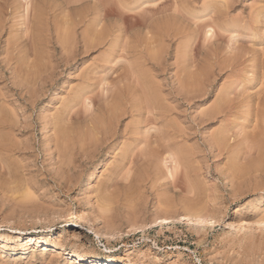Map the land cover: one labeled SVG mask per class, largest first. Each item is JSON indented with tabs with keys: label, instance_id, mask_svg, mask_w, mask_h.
Instances as JSON below:
<instances>
[{
	"label": "rangeland",
	"instance_id": "rangeland-1",
	"mask_svg": "<svg viewBox=\"0 0 264 264\" xmlns=\"http://www.w3.org/2000/svg\"><path fill=\"white\" fill-rule=\"evenodd\" d=\"M26 2L31 5L34 2V9L38 11L41 7V10L32 13L29 9L27 13L24 11ZM106 12L110 14L106 15ZM122 13L123 16L145 17L149 28L135 27L125 33L113 34L120 21L127 26V20H121ZM161 19L168 27L175 28L167 32L170 36L163 32L168 30L164 28L160 31L165 36L163 39L157 36L156 41L154 38L150 41L152 33L149 29L153 37L154 33L158 35L160 27L158 31L154 28L159 21L160 26L165 24ZM0 20V91L3 95H0V102L8 103H5L8 106L3 103L5 107L0 108V113L4 114H0V122L5 117L10 118L5 120L6 126L0 124V264H70L73 254H84L85 260L81 264H264V225L260 228L255 223V217L264 213V171L250 175V180L246 177L241 180L232 177L231 180L232 175L229 176L233 174L231 166L245 170L242 168L264 162V0H0ZM94 21L99 25H94ZM172 21L176 22L175 26H169ZM103 30L104 36L106 31L109 35L112 30L108 39L103 40ZM146 30L149 39H146ZM86 32L95 45L102 38V43L97 47L92 43L94 47L88 52L83 51L82 36ZM68 36L71 40H67ZM63 40L71 44L73 50L67 43L66 47ZM138 49L139 52L135 51ZM64 50L71 57L66 52L67 57ZM130 64L132 67L137 64L131 75L134 78L138 69L137 77L134 81L131 78L125 81L123 75L128 77L133 71L127 72ZM18 68L22 72L17 73ZM138 78L139 85L146 82L141 86L146 90L142 96L148 94L147 87L153 86L157 96L163 99V105L171 106L172 112L168 107L167 118L172 126L164 120L162 124L157 123L159 126L153 123L142 129L134 127L138 113L131 114L129 109L132 108L131 112L138 110V101H147L139 94L143 90L136 84ZM122 89H127L128 94ZM116 91H120L121 96L123 93L122 99L128 102L126 105L122 101L124 109H128L126 115L120 117L119 123L114 122L117 135L97 146L83 141L88 147L80 148V140L85 139V135L86 140L90 139L89 129L94 130L92 122L100 115L95 120L92 116L104 111L105 118L108 117L106 109L115 99L112 97L111 100L110 96L120 94L113 93ZM104 93L110 96L106 97ZM104 96L110 98L106 100ZM64 102L71 105L67 107ZM219 103L224 112L217 117H206ZM89 108L92 110L88 113L92 115L85 117V109L87 112ZM61 112L67 115L66 118ZM52 117L58 118H55L56 122ZM91 117L93 125L89 123ZM144 117L150 119L152 113L145 111ZM9 120H14V124H8ZM88 125L91 127L87 128ZM78 128H82V132ZM134 128L138 131H133ZM61 129L67 132L65 136H72L71 139L75 133L72 131L76 130L81 136L84 134L79 140L80 136L75 133L74 138L78 136V141L72 140L71 154L65 150L70 154L65 157L58 154V145L55 146L57 135H62ZM9 133L11 137H8ZM215 136L225 143L215 142ZM176 147L181 148L187 158L182 168L176 167L178 171L170 159V153ZM227 166L231 169L227 170ZM127 171L129 178L124 177H127ZM177 173L183 176L180 178ZM124 178L127 181L124 182ZM177 178L180 181L183 178L182 182L187 186ZM137 179L141 182L136 190H132ZM182 186L186 188L183 190ZM188 189L202 192L200 197H206L209 202L203 212L202 208L194 207L198 214L196 218L183 211L182 205L187 200L198 197V194L192 196ZM130 193V196L138 197L132 201L126 199ZM28 198L31 200L26 202ZM164 201L168 202L165 205L167 211H164ZM173 207L178 209L170 211ZM238 207L250 212L246 214L249 220L242 225L234 221ZM223 214L228 215L226 221L221 217ZM153 218L163 220L146 233L137 228L142 223L152 222ZM94 220L99 222V230L112 235L129 222H135L137 227L133 235H129L134 244L122 249L120 241L107 242L97 237L92 230ZM248 227L255 229L254 233L260 239L256 237L258 240L254 241L255 235L252 239L243 235V228ZM60 233L64 235L63 239L58 238ZM30 237L44 238L55 244L63 240L64 247L61 250L37 247L30 243ZM4 243L6 247H3ZM127 254L131 256V262L122 259Z\"/></svg>",
	"mask_w": 264,
	"mask_h": 264
},
{
	"label": "bare ground",
	"instance_id": "bare-ground-1",
	"mask_svg": "<svg viewBox=\"0 0 264 264\" xmlns=\"http://www.w3.org/2000/svg\"><path fill=\"white\" fill-rule=\"evenodd\" d=\"M12 1V0H11ZM137 1V0H136ZM145 1H147V0H145ZM177 1V0H176ZM184 1V0H183ZM18 2V1H17ZM152 2H154V1H152ZM31 3H32V1H31ZM142 3V2H141ZM15 4V3H14ZM23 4V3H22ZM26 6H27V9H25L24 11H27V13H28V11H29V9L30 10H32V13L33 12H36L37 11V9L35 8L34 9V2H33V4L31 5L30 4V2L28 3V2H26ZM30 4V5H29ZM137 4H138V2H137ZM175 4V3H174ZM24 6V4L22 5V7ZM166 6V5H165ZM38 7H40L39 5H38ZM44 7V6H43ZM97 7H99V6H97ZM179 7V6H178ZM177 7V8H178ZM180 7H181V5H180ZM24 8V7H23ZM95 8V7H94ZM163 8H165V7H163ZM169 8V7H168ZM19 9V8H18ZM34 9V10H33ZM96 9H99V8H96ZM131 9V8H130ZM174 9V8H173ZM172 9V10H173ZM39 10H41V7L39 8ZM39 10L37 11V12H39ZM101 10V9H100ZM103 10V9H102ZM107 10V9H106ZM118 10V9H117ZM132 10H135L134 8L132 9ZM98 11V10H97ZM113 11V10H112ZM162 11V10H161ZM167 11V10H166ZM177 11L178 10H176V13H177ZM180 11V10H179ZM36 12V13H37ZM42 12V11H41ZM95 12H96V10H95ZM101 12V11H100ZM156 13H157V11H155ZM102 13V12H101ZM25 14V13H24ZM39 14H41V13H39ZM39 14H36V15H39ZM81 14V13H80ZM108 14H110V13H107L106 12V15H108ZM119 14V13H118ZM180 14V13H179ZM27 15V14H26ZM34 15V14H33ZM84 15V14H83ZM105 15V14H104ZM104 16V17H106L107 18V16ZM122 16H121V20H125V22H126V20H127V22H126V24H127V26L126 27H124V24H123V22H119V23H117L116 25H115V27H116V30L113 32V34H115V32H118V33H125L124 31H129V29H133V28H135V27H142V29L143 28H146L147 27V23H148V20L145 18V17H142V16H140L141 18H139V17H137V16H134V15H132V16H128V15H126L125 16V14H124V16H123V13L121 14ZM30 16V15H29ZM41 16V15H40ZM100 16V15H99ZM34 17H35V15H34ZM82 17V16H81ZM103 17V18H104ZM34 19V18H33ZM83 19V18H82ZM168 19V18H167ZM173 18H171L170 20H172ZM219 19H221V17L219 18ZM150 20V19H149ZM162 20V19H161ZM1 21V20H0ZM33 21V20H32ZM82 21V20H81ZM174 21H176L175 19H174ZM174 21H172V23L170 22L169 23V26L170 25H174V24H176V22H174ZM95 23H93L94 25L95 24H98L99 22H97V21H94ZM154 22V21H153ZM157 22V21H156ZM156 22L154 23L155 25H156ZM162 22H164L165 23V21L164 20H162ZM169 22V21H168ZM174 22V23H173ZM219 22V21H218ZM158 23V22H157ZM159 23H160V21H159ZM158 23V26L156 27V26H153V27H156V29L154 28V30H157L158 31V29H159V31L157 32V34L158 35H156L155 36V33H154V37H153V32H151L150 30H151V28L149 29V33L152 35L151 37L152 38H150V36H148V30H146L147 32H146V36H147V38L146 39H149L150 41H151V39L152 40H154V41H156L157 40V38H159V37H161V39H163L165 36H164V34L163 33H160V31H162L164 28L166 29V27L168 28V30L166 31L165 29V31H163V32H165V34H167V32L169 31V29H174L175 27H173L172 26V28H170V27H168V23H165V24H163L162 23V25L163 26H160L161 24H159ZM217 24V23H216ZM220 24H221V22H220ZM223 24V23H222ZM226 24H229V23H227V21H226ZM99 25V24H98ZM153 25V24H152ZM233 24H231V26H232ZM97 26V25H96ZM175 26V25H174ZM158 27H160V28H158ZM227 27H228V25H227ZM230 27V26H229ZM233 27V29H234V25L232 26ZM147 28H149V27H147ZM158 28V29H157ZM223 28V27H222ZM213 29V28H212ZM36 30V29H35ZM94 30H95V28L93 27V32H94ZM224 30H226V29H224ZM171 31V30H170ZM175 31V30H174ZM173 31V32H174ZM88 32V31H87ZM85 33L84 34V36H82L83 37V41H84V48L85 49H83V51L84 50H86V52H88L91 48L93 49V47L94 46H99L102 42H101V40H102V38H103V40L104 39H108V37L107 36H111V32H112V30H110V32H109V35H108V31H106L107 33V35L106 36H104L105 35V31L103 30L102 31V34H103V32H104V34L102 35V38H101V40L100 39H98L97 40V43H96V45L94 44L95 42H92L93 41V39H91L90 38V35L88 34V33ZM96 32H98L97 31V29L95 30V33ZM100 32V31H99ZM91 33V32H90ZM95 33H94V35H95ZM64 34V33H63ZM69 34V33H68ZM72 34V33H71ZM97 34V33H96ZM112 34V35H113ZM163 35V37H162V35ZM168 35V34H167ZM240 35V34H239ZM158 36V37H157ZM168 36H170V35H168ZM71 37V36H70ZM70 37L68 36V38L67 37H64L65 39L67 38V40L68 39H70ZM98 37V36H97ZM145 37V36H144ZM149 37V38H148ZM157 37V38H156ZM41 38V37H40ZM90 38V39H89ZM132 38V37H131ZM136 38H138V36L136 37ZM154 38V39H153ZM160 39V38H159ZM40 40H43V39H40ZM66 40V41H67ZM71 40V39H70ZM95 40V39H94ZM133 40H134V38H133ZM148 40V41H149ZM166 40V39H165ZM47 41V40H46ZM65 40H63V41H61L64 45H66V47H67V42H64ZM116 41H117V39H116ZM115 41V42H116ZM127 41V40H126ZM149 41V42H150ZM106 42V41H105ZM104 42V43H105ZM124 42H125V40H124ZM128 42V41H127ZM132 42V41H131ZM35 43V42H34ZM65 43H67V44H65ZM94 44V46H93V44ZM103 43V44H104ZM126 43V42H125ZM136 43V42H135ZM155 43V42H154ZM62 44V45H63ZM119 44V43H118ZM127 44V43H126ZM129 44H131V43H129ZM137 44V43H136ZM150 44H151V42H150ZM63 45V46H64ZM69 46L71 45V44H68ZM115 45V44H114ZM117 45V44H116ZM116 45H115V47H116ZM93 46V47H92ZM96 46V47H97ZM149 46V45H148ZM33 47H34V45H33ZM72 47V45L69 47L70 48V50H73V48H71ZM125 48H126V46H124ZM155 47H157V46H155ZM68 48V49H69ZM83 48V47H82ZM31 49V48H30ZM66 49V48H65ZM109 50H110V48H108ZM121 49H123V48H121ZM130 49V48H129ZM136 49V48H135ZM139 49H142L141 47H139ZM139 49L138 50H135V51H137V52H139ZM145 49H146V47H145ZM25 50V49H24ZM69 50V51H70ZM108 50V51H109ZM125 50V49H124ZM132 50V49H131ZM130 50V51H131ZM157 50V49H156ZM27 51V50H26ZM26 51H23V52H25L26 53ZM65 51V50H64ZM110 51H112V49L110 50ZM116 51V50H115ZM134 51V52H135ZM34 52V51H33ZM67 51H65L64 53L66 54V56H67V53H66ZM85 52V53H86ZM30 53H31V51H30ZM51 53V52H50ZM72 53H74V52H72ZM127 53V51L125 50V54ZM130 53H132V52H130ZM142 53V52H141ZM18 54V53H17ZM71 54V53H70ZM82 54V53H81ZM138 54V53H137ZM136 54V55H137ZM48 55V54H47ZM68 55H69V53H68ZM126 55H128V54H126ZM135 55V56H136ZM143 55V54H142ZM27 56V55H26ZM49 56V55H48ZM70 57H71V55H69ZM133 55H131L130 57H132ZM134 56V57H135ZM157 56V55H156ZM68 57V56H67ZM78 57V56H77ZM125 57V56H124ZM142 57V56H141ZM158 57V56H157ZM11 58V57H10ZM39 58V57H38ZM44 58V57H43ZM48 58L49 57H47L46 58V60H48ZM73 58V57H72ZM133 58V57H132ZM148 58V57H147ZM12 59V58H11ZM66 59V58H65ZM35 60V59H34ZM52 60V59H51ZM71 60V59H70ZM147 60V59H146ZM210 60V59H209ZM66 61H68V60H66ZM76 61H77V59H76ZM159 61V60H158ZM12 62V61H11ZM19 62V61H18ZM17 62V63H18ZM48 62V61H47ZM51 62V61H50ZM157 62V61H156ZM160 62V61H159ZM8 63V62H7ZM21 63V62H20ZM46 63V62H45ZM53 63V62H52ZM136 63V62H135ZM134 63V64H135ZM194 63V62H193ZM49 64V63H48ZM19 65H21V64H19ZM28 65V64H27ZM50 65V64H49ZM131 65H133V64H130V66ZM25 66V65H24ZM51 66V65H50ZM49 66V67H50ZM52 66H53V64H52ZM135 67L137 66V64L136 65H134ZM133 66V67H134ZM145 66V65H144ZM21 67V66H20ZM49 67H47V68H49ZM132 67V66H131ZM131 67H129V69L127 68V72L130 70H133V67H132V69H131ZM138 67V66H137ZM143 67V66H142ZM214 67V66H213ZM21 69V68H20ZM19 68H18V71L16 70V72L18 73L19 72V70H20ZM32 69H33V67H32ZM135 69V68H134ZM137 69V68H136ZM8 70V69H7ZM35 70V69H34ZM41 70H43V68L41 69ZM2 71V70H1ZM21 72H22V70H20ZM30 71V70H29ZM35 71H39L38 69L37 70H35ZM46 71V70H45ZM125 71H126V67H125ZM135 70H133L132 71V73H130L129 72V74L130 75H128V77H127V75H123L122 77L124 78V79H126L125 81H127V78L130 80V78H131V80L132 81H134L135 79V77H137V72H138V69L136 70V74H135V76H134V78L132 77L134 74H133V72H134ZM213 71V70H212ZM13 72V71H12ZM32 72V71H31ZM16 73V74H17ZM96 73V72H95ZM14 74V73H13ZM26 74V73H25ZM33 74V73H32ZM31 74V75H32ZM35 74V73H34ZM38 74H39V72H38ZM125 74V73H124ZM128 74V73H127ZM46 75V74H45ZM96 75V74H95ZM132 75V76H131ZM20 76V75H19ZM34 76V75H33ZM36 76H38V75H36ZM48 76V75H47ZM130 76V77H129ZM13 77V76H12ZM16 77H17V75L15 76V79H16ZM28 77H29V75H28ZM207 77V76H206ZM211 77V76H210ZM215 77V76H214ZM31 78V77H30ZM35 78V77H34ZM52 78V77H51ZM140 78V77H139ZM139 78L138 79H136V81H137V85L139 86V87H141V86H145L144 85V82L142 83L143 85H139ZM26 79H27V77H26ZM120 79V78H119ZM195 79V78H194ZM201 79V78H200ZM30 79H28V81H29ZM36 80V79H35ZM118 81H120V80H117L116 82H118ZM121 81H123L124 82V80L122 79ZM135 81V82H136ZM203 81V80H202ZM26 82V81H25ZM122 82V83H123ZM179 82V81H178ZM182 82V81H181ZM192 83V82H191ZM145 84H146V82H145ZM190 84V83H189ZM159 85V84H158ZM180 85H181V83H180ZM203 85H204V83H203ZM134 86H136L135 84H134ZM6 87H8V86H6ZM121 87V86H120ZM147 87V86H146ZM151 87H153V86H150V87H147L148 89V94H146L145 93V95L148 97V98H146V96H144V98L145 99H147V101H143V99H142V92H143V94H144V91L146 92V90H144V88L145 87H141V89L143 90V91H141V93H139L142 97H141V99H142V101L140 102V101H138V107H136V108H138V110H135V111H132L131 112V107H130V113L131 114H134V112L135 113H138V117H136L137 119H135L136 120V123H135V126L134 127H136L137 129H142V126H144V125H149V126H151L150 124H153V123H155V124H157V123H161L162 124V122L161 121H164V120H166L168 123L167 124H169V125H171L170 123H169V120H168V118L167 117H169L168 116V114L167 113H170V110H171V106L169 107L170 108V110L169 111H167L169 108L168 107H165V106H167V105H169V104H166L165 106L163 105V99L161 100L157 95L158 94H156L155 93V91H154V89L153 88H151ZM156 87H158V86H156ZM192 87V86H191ZM196 87V86H195ZM202 87V86H201ZM206 87V86H205ZM118 88H119V86H118ZM122 88H125V87H122ZM138 88V87H137ZM159 88V87H158ZM185 88H187V87H185ZM193 88V87H192ZM199 88H200V86H199ZM199 88H197V90L199 89ZM204 88V87H203ZM121 89V88H120ZM119 89V90H120ZM128 89V91H130V89L129 88H127ZM127 89L125 90L126 91V95L128 94V92H127ZM134 89H136L135 87H134ZM161 89V88H160ZM41 90H43V89H41ZM117 90V89H116ZM123 90V89H122ZM35 91H36V89H35ZM124 91V90H123ZM124 91V92H125ZM133 91V90H132ZM131 91V92H132ZM135 91V90H134ZM156 91H158V90H156ZM168 91V90H167ZM186 91H187V89H186ZM2 91H0V95L3 97V95H2V93H1ZM118 91H116V92H113L114 94L115 93H117ZM120 92V91H119ZM118 92V93H119ZM137 92V91H136ZM135 92V93H136ZM190 92V91H189ZM194 92V91H193ZM200 92V91H199ZM198 92V93H199ZM113 93H111V94H113ZM202 93V92H201ZM204 93V92H203ZM202 93V94H203ZM5 94V93H4ZM105 94V93H104ZM196 94V93H195ZM38 95V94H37ZM106 95H108V96H110L108 93H106L105 94V96ZM115 95H117V94H115ZM115 95H113V96H110L111 97V100H112V97H115V99H113V104H111V106H112V109H111V106H109L108 108H110L109 110H107L108 108H107V106H105V108H107L106 109V116H107V114H109L108 115V117H106L105 118V116H104V114H105V112L104 111H102V110H100V111H102L101 112V114L103 115L102 117H100L101 116V114L99 113L98 115H93L92 117L94 118V120H95V117L97 118V116H99V119L97 118V121H93V119H92V117H91V121L89 122L90 123V125H93L92 127L94 128V130H90L91 128V126L90 125H88L87 126V128L89 127L90 129H89V131H91V136H96V138L94 139V137L92 138L91 136H90V134H89V137H90V139L88 140H86V136L87 135H85V139H83V133H85V129H84V127H83V129H84V131H83V133H82V136L81 135H79L80 133H78V132H76V130L75 131H72L71 129V131H72V133L73 132H75L76 134H78V136H80V138L78 137V136H76V137H78V139L80 140L81 138L83 139V140H80V141H82V145H81V143H80V145L82 146V147H80V148H83V145H85V146H87V144L88 145H96L97 146V144L99 145V143L102 141V144H103V142L105 143L106 141L107 142H109L108 140H110V138H113V137H115L116 135H117V132H116V126H117V124H115L114 125V122L115 123H119L120 122V117H122V116H124V115H126V113H127V111H128V109H124L125 107H124V105H123V102L125 101V103L124 104H126V99L124 100V98L122 99V97L124 96L123 95V93H122V96H121V92H120V94H118L117 96H115ZM133 94L131 93V95L130 96H132ZM136 95H137V93H136ZM136 95H135V98H136ZM191 95V94H190ZM189 95V96H190ZM5 97L4 98H6V94L4 95ZM103 96V95H102ZM104 96V97H105ZM121 96V97H120ZM194 96V95H193ZM104 97H103V99H104ZM107 97V96H106ZM105 97V99L106 100H108V98H110V97H108V98H106ZM125 97V96H124ZM138 97H140L139 95H138ZM195 97V96H194ZM126 98H127V96H126ZM8 99V98H7ZM10 99V98H9ZM33 99V98H32ZM105 100V101H106ZM133 100V99H132ZM140 100V99H139ZM178 100V99H177ZM221 100H223V99H221ZM226 100V99H225ZM123 101V102H122ZM137 101L135 102L136 104H137ZM165 101V100H164ZM9 102V101H8ZM169 102V101H168ZM2 105L0 106V108L1 107H3L4 105H3V103L5 104L6 102H5V100L3 101V102H0ZM65 103V102H64ZM73 103V102H72ZM128 103V102H127ZM130 103H132V102H130ZM6 104H8V103H6ZM5 104V106H8V105H6ZM11 104V103H10ZM171 104V103H170ZM227 104V103H226ZM64 105V104H63ZM69 105H71L70 104V102L68 103V104H66L65 103V106H69ZM107 105V104H106ZM127 105V104H126ZM128 105H130V104H128ZM133 105V103L131 104V106ZM4 106V107H5ZM134 106V105H133ZM214 106V105H213ZM223 105H221V103H219L218 105H216L214 108H212V109H210V111L207 113V115H206V117L207 116H209L210 118L211 117H215L216 115H218L219 113H221V112H224L223 111V108L224 107H222ZM64 107V106H63ZM123 107V108H122ZM172 107H173V105H172ZM228 107V106H227ZM9 108V107H8ZM10 108H11V106H10ZM9 108V109H10ZM23 108V107H22ZM25 108V107H24ZM134 108V107H133ZM135 108V109H136ZM174 108V107H173ZM2 109V108H1ZM4 109V108H3ZM90 109V108H89ZM103 109V108H102ZM225 109H228V108H225ZM55 110V109H54ZM69 110H71L70 108H69ZM92 109H90V110H88L87 109V112H86V109H85V114H84V116L85 117H90V115H92V114H90L89 115V113H90V111H91ZM134 110V109H133ZM4 111V110H3ZM109 111V112H108ZM146 111V113H152V117H150V119H149V117L148 118H146V117H144V112ZM157 112V114H154V112ZM1 112V111H0ZM6 111H4V113H5ZM15 112V111H14ZM19 112V111H18ZM49 112V111H48ZM89 112V113H88ZM103 112H104V114H103ZM171 112H172V110H171ZM205 112V111H204ZM60 112H58V114H59ZM64 112H61V114H62V117L64 116V114H63ZM67 113H68V111H67ZM88 113V115L86 116V114ZM260 113V112H259ZM0 114H3V113H0ZM9 114V113H8ZM13 114V113H12ZM19 114V113H18ZM55 114V113H54ZM60 114V115H61ZM204 114V113H203ZM4 115V114H3ZM11 115V114H10ZM148 114H146V116H147ZM174 115V114H173ZM172 115V116H173ZM6 116V115H5ZM4 116V117H5ZM9 116V115H8ZM11 116H14V115H11ZM65 116H67V115H65ZM64 116V117H65ZM149 116V115H148ZM203 116V115H202ZM205 116V115H204ZM1 117V116H0ZM10 117V116H9ZM15 117V116H14ZM17 117V116H16ZM60 117V116H59ZM131 117H133V116H131ZM135 117V116H134ZM133 117V118H134ZM173 117H175V116H173ZM217 117V116H216ZM8 118V117H7ZM7 118L5 117V120H7ZM18 118V117H17ZM58 119L57 117H52V119ZM66 118V117H65ZM102 118V119H101ZM8 119H10V118H8ZM19 119V118H18ZM23 119V118H22ZM53 119V120H54ZM56 119L54 120L55 122H56ZM176 119V118H175ZM213 119V118H212ZM5 120L3 121V122H5ZM62 120H63V118H62ZM12 121H14V120H9L8 122V124H10V122H12ZM19 121V120H18ZM93 121V122H92ZM177 121V120H176ZM175 121V122H176ZM1 123L0 122V124H5V126H6V122L5 123ZM15 122V121H14ZM14 122H12L13 124H14ZM93 124H92V123ZM178 122H179V120H178ZM11 123V124H12ZM172 123V122H171ZM16 124V123H15ZM54 124V123H53ZM160 124H157V126H159ZM163 125H164V123H163ZM166 125V124H165ZM169 125H168V129H165V131L167 130H169ZM179 125V124H178ZM182 125V124H181ZM1 126V125H0ZM131 126H133V125H131ZM172 126V125H171ZM54 127V126H53ZM52 127V128H53ZM86 127V126H85ZM161 127V126H160ZM166 127V126H165ZM184 127V126H183ZM6 128V127H5ZM10 128V127H9ZM8 128V129H9ZM16 128V127H15ZM92 128V129H93ZM127 128V127H126ZM133 128V127H132ZM148 128V127H147ZM7 129V130H8ZM64 130L65 129H68V128H66V127H64L63 128ZM79 130H81L82 128H78ZM137 129H133V131L134 130H136V131H138ZM145 129V128H144ZM153 129V128H152ZM173 129V128H172ZM181 129V128H180ZM185 129V128H184ZM7 130H4V131H7ZM55 130V129H54ZM62 130V129H61ZM64 130H62L61 132H62V135H60V134H58V135H60V138L58 137V135H57V139H56V141H55V146H57L58 145V148H57V150H58V154H60V153H62L63 154V156L65 157V155L67 154V153H65V150H66V152H70V154H71V150L70 149H72L71 147L73 146V142H72V140H77L78 141V139L75 137L74 138V135H76L75 133H73L72 135H73V138L71 139V137L70 136H65V135H67L66 133L67 132H64ZM69 130V131H70ZM0 131H1V129H0ZM9 131H11L10 129H9ZM65 131H67V130H65ZM78 131V130H77ZM95 131V132H94ZM130 131V130H129ZM142 131V130H141ZM166 131V132H167ZM182 131V130H181ZM184 131V130H183ZM61 132H58V133H61ZM81 132H82V130H81ZM92 132L93 133H95L94 135L92 134ZM8 133V132H7ZM140 133V132H139ZM179 133V132H178ZM180 133H182V132H180ZM6 134V133H5ZM5 134H3V135H5ZM46 134V133H45ZM56 134H57V132H56ZM70 135H71V133H69ZM173 134H177V133H173ZM217 134V133H216ZM11 134L9 133V135H8V137H11L10 136ZM14 135V134H13ZM166 135H168V132H167V134ZM7 136V135H6ZM15 136V135H14ZM186 136V135H185ZM224 136V135H223ZM49 137V136H48ZM67 137H70V139H68ZM101 137V138H100ZM174 137V136H173ZM178 137V139L180 138V135L179 136H177ZM176 137V138H177ZM262 137V136H261ZM264 137V136H263ZM17 138V137H16ZM65 138H67V140H65ZM165 138V137H164ZM164 138H162V141H163V139ZM184 138V137H183ZM225 138V137H224ZM182 139V138H181ZM215 142H217V143H222L223 142V139H221L220 137H217V136H215ZM9 140V139H8ZM69 140H71V141H69ZM184 140V139H183ZM213 140V139H212ZM54 141V140H53ZM65 141V142H64ZM67 141H69V143H70V145H69V143L67 142ZM83 141H85L86 143H84ZM88 141V142H87ZM111 141V140H110ZM120 141V140H119ZM257 141V140H256ZM263 141V140H262ZM6 142H7V140H6ZM71 142H72V144H71ZM52 143V142H51ZM84 143V144H83ZM143 143V142H142ZM161 143V142H160ZM177 143V142H176ZM175 143V144H176ZM179 143H180V141H179ZM223 143H225V142H223ZM222 143V144H223ZM7 144V143H6ZM6 144H4V145H6ZM68 144V145H67ZM76 144V143H75ZM74 144V145H75ZM78 144V143H77ZM209 144V143H208ZM3 145V144H2ZM9 145V144H8ZM72 145V146H71ZM105 145V144H104ZM104 145H103V147H104ZM251 145V144H250ZM259 145V143L257 144V146ZM0 146H1V144H0ZM68 146V147H67ZM84 146V147H85ZM95 146V147H96ZM117 146V145H116ZM220 146V145H219ZM222 146V145H221ZM2 147V146H1ZM6 148H7V145L5 146ZM12 147V146H11ZM88 147V146H87ZM180 147V146H179ZM226 147V146H225ZM248 147V146H247ZM250 147V146H249ZM264 147V146H263ZM9 148V147H8ZM13 148V147H12ZM97 148V147H96ZM106 148V147H105ZM115 148V147H114ZM117 148V147H116ZM177 149L176 150H173V152H171L170 153V155H171V157H170V159H172V163L173 164H175L174 166H175V170L176 171H178L177 169H180V168H182V165L184 164V163H186V161H187V158H186V156H185V153L183 152V150L181 149V148H178V147H176ZM191 148H193L192 146H191ZM252 148V147H251ZM69 149V150H68ZM103 149V148H102ZM225 149V148H224ZM223 149V150H224ZM253 149H254V147H253ZM68 150V151H67ZM81 150H85V149H81ZM101 150V149H100ZM117 150V149H116ZM193 150V149H192ZM191 150V151H192ZM218 150V149H217ZM219 150H221V149H219ZM235 150V149H234ZM258 150V149H257ZM133 151V150H132ZM166 151H168V150H166ZM3 152V151H2ZM5 152H6V150H5ZM50 152V151H49ZM100 152V151H99ZM126 152H128V151H126ZM130 152V151H129ZM186 152H187V150H186ZM262 152V151H261ZM9 153V152H8ZM132 153V152H131ZM169 153V152H168ZM224 153V152H223ZM69 154V153H68ZM67 154V155H68ZM69 154V155H70ZM73 154V153H72ZM101 154V153H100ZM204 154V153H203ZM221 154V153H220ZM68 155V156H69ZM108 155V154H107ZM194 155V154H193ZM1 156V155H0ZM7 156V155H6ZM60 156H62L61 154H60ZM68 156H66V157H68ZM12 157V156H11ZM191 157V156H190ZM244 157V156H243ZM14 158V157H13ZM7 159V158H6ZM169 159V158H168ZM197 159V158H196ZM10 160V159H9ZM13 161V160H12ZM14 161H15V159H14ZM123 162V161H122ZM121 162V163H122ZM193 162V161H192ZM197 162H198V160H197ZM15 163V162H14ZM22 163V162H21ZM258 163H262V162H258ZM258 163H256V164H253V165H251L249 168H242V169H245V170H241V168L240 169H237L238 167H236V165L235 166H231L232 167V170H233V174H230L229 176H231V180H232V177H234L233 179H239L240 178V180H241V177L243 178V179H245V177L246 178H249V179H247V180H250L251 178L250 177H252V176H250V175H254L255 174V176H256V174H259L258 172H261L262 170L264 171V162L262 163V164H258ZM111 164V163H110ZM124 164H125V162H124ZM236 164V163H235ZM13 165V164H12ZM149 165L150 164H148V166H147V168L149 169ZM179 165V166H178ZM8 166V165H7ZM23 166V165H22ZM109 166V165H108ZM121 166V165H120ZM124 166H126V165H124ZM173 166V165H172ZM171 166V167H172ZM173 166V167H174ZM204 166V165H203ZM228 166H229V164H228ZM228 166L226 167V168H228ZM169 167V166H168ZM176 167H177V169H176ZM199 167V166H198ZM6 168V167H5ZM8 168V167H7ZM119 168V167H118ZM117 168V169H118ZM122 168H124V167H122ZM121 168V169H122ZM207 168V167H206ZM116 169V170H117ZM146 170V168H145V170L146 171H149V170ZM231 169V168H230ZM229 168L227 169V170H230ZM10 170V169H9ZM8 170V171H9ZM15 170V169H14ZM106 170V169H105ZM129 170H130V172H131V169L129 168ZM144 170V171H145ZM174 170V169H173ZM201 170V169H200ZM7 171V170H6ZM141 171H143V169L141 170ZM143 171V172H144ZM170 171V170H169ZM235 171V172H234ZM262 171V172H263ZM9 172H11V171H9ZM16 172V171H15ZM20 172V171H19ZM122 172V171H121ZM128 172V171H127ZM130 172H128V173H126V175H127V177L126 176H124L125 178H129L130 177ZM171 172V171H170ZM180 172V171H179ZM230 172V171H229ZM119 173H120V171H119ZM147 173V172H146ZM149 173V172H148ZM148 173H147V175H148ZM118 174V173H117ZM177 174H179V173H177ZM17 175V174H16ZM20 175V174H19ZM129 175V176H128ZM141 175V174H140ZM180 175V174H179ZM203 175V174H202ZM237 175V176H236ZM249 175V176H248ZM9 176V175H8ZM12 176V175H11ZM14 176H15V174H14ZM22 176V175H21ZM20 176V177H21ZM123 176V175H122ZM143 176V175H142ZM183 176V175H182ZM181 175H180V178L182 177ZM248 176V177H247ZM254 176V178L256 179L257 177H255ZM148 179H149V177L148 176H146ZM176 177V176H175ZM239 177V178H238ZM124 178V179H125ZM144 178H145V176H144ZM146 178V179H147ZM179 178V177H178ZM177 178V179H178ZM176 179V180H177ZM183 179V178H182ZM182 179H181V181L180 182H182ZM207 179V178H206ZM255 179H253V180H255ZM16 180V179H15ZM123 179H121L120 180V182L122 181ZM135 180V179H134ZM157 180V179H156ZM204 180V179H203ZM258 180V179H257ZM17 181V180H16ZM23 181V180H22ZM125 181H127L126 179L124 180V182ZM143 181H146V180H143ZM256 181V180H255ZM123 182V181H122ZM141 182V180H139V179H137V181L134 183V185H132L131 187V189L133 190V189H135L136 190V186L139 184ZM175 182H177V181H175ZM175 182H173L174 184V186L175 185H177V183L175 184ZM180 182H179V185H180ZM184 182H185V180H184ZM188 182V181H187ZM237 182V181H236ZM240 182V181H239ZM10 183V182H9ZM25 183V182H24ZM146 183V182H145ZM243 183V182H242ZM257 183V182H256ZM143 184V183H142ZM182 184H184V186L186 185V182L185 183H183L182 182ZM181 184V185H182ZM189 184V183H188ZM192 184V183H191ZM191 184H190V187H191ZM203 184V183H202ZM206 184H207V182H206ZM5 185V184H4ZM98 185V184H97ZM100 185V184H99ZM178 185V187L180 188V186ZM20 186V185H19ZM163 186V185H162ZM173 186V189L175 188ZM184 186H182V189L183 188H186V187H184ZM187 186V185H186ZM210 186V185H209ZM22 187V186H21ZM207 187V186H206ZM205 187V188H206ZM212 187V186H211ZM238 187V186H237ZM247 187V186H246ZM17 188V187H16ZM19 188V187H18ZM22 188H24V187H22ZM143 188V187H142ZM210 188V187H209ZM260 188V187H259ZM128 189V188H127ZM138 189V188H137ZM214 189V188H213ZM216 189V188H215ZM232 189H235V188H232ZM246 189V188H245ZM248 189V188H247ZM258 189V188H257ZM17 190V189H16ZM139 190H141V187L139 188ZM184 190V189H183ZM191 193H192V196L195 194L196 196H197V194H198V197L197 198H194V199H189V200H187L186 201V203H184L183 205H182V207H183V211L187 214V216H189V217H194V218H196V216H198V214H195V211H196V209H199V210H201L200 208H202V212H203V210H206L205 208L206 207H208L207 205H208V203L209 202H207L206 201V197L205 198H203V197H200L201 195H202V192H199V193H197L194 189H188ZM187 190V191H188ZM203 190V189H202ZM209 190V189H208ZM217 190V189H216ZM238 190V189H237ZM243 190V189H242ZM138 191V190H137ZM157 191V190H156ZM186 191V190H185ZM185 191H183V192H185ZM5 192V191H4ZM127 192V191H126ZM143 192V191H142ZM182 192V191H181ZM190 192H188V194L190 193ZM263 192V191H262ZM141 193V192H140ZM156 193V192H155ZM209 193V192H208ZM135 194V193H134ZM211 194V193H210ZM233 194H234V192H233ZM18 195V194H17ZM131 195V193L128 195L129 197H127L126 195V199H128V200H130V201H132V199L134 200L136 197H138V195H136V196H134V197H132V196H130ZM190 195V194H189ZM212 195V194H211ZM144 196V195H143ZM208 196V195H207ZM244 196V195H243ZM157 197V196H156ZM219 197V196H218ZM130 198V199H129ZM139 198H141V196L139 197ZM207 198H209V197H207ZM213 198V197H212ZM122 199V198H121ZM158 199V198H157ZM211 199V198H210ZM27 200V201H26ZM28 200L30 201L31 199H25V201L26 202H28ZM211 201H212V199H211ZM217 201V200H216ZM215 201V202H216ZM138 202V201H137ZM163 202V201H162ZM166 201H164V208H162L161 210H163L164 209V211L168 208V207H165V205L168 203V202H166ZM175 202H176V200H175ZM31 203V202H30ZM211 203V202H210ZM258 203V202H257ZM130 204V203H129ZM163 203H161V205L160 206H162L163 207V205H162ZM175 204H177V203H175ZM256 204V203H255ZM262 204V203H261ZM32 205V204H31ZM136 205V204H135ZM169 205V204H168ZM178 205V204H177ZM133 206V205H132ZM170 206V205H169ZM173 206V205H172ZM212 206V205H211ZM175 207V206H174ZM174 207L172 208V209H170V211L171 210H174L175 211V209H174ZM178 207V206H177ZM179 207H180V204H179ZM196 209H195V208ZM210 207V206H209ZM243 207V206H242ZM134 208V207H133ZM133 208H132V210H133ZM181 208V207H180ZM250 208H252V207H249V209ZM109 209V208H108ZM178 209V208H177ZM176 209V210H177ZM237 210H236V219L234 220L235 222H236V224H239V225H242V224H244L245 222H247V220H249L248 219V216L246 215V214H249L250 212H248L247 213V209H242L241 207H238V208H236ZM253 209V208H252ZM96 210V209H95ZM107 210V209H106ZM160 210V209H159ZM195 210V211H194ZM211 210V209H210ZM260 210V209H259ZM93 211V210H92ZM167 211V210H166ZM170 211H168V212H170ZM182 211V212H183ZM249 211V210H248ZM255 211V210H254ZM263 211V210H262ZM99 212V211H98ZM161 212V211H160ZM168 212H165V213H168ZM38 213V212H37ZM164 213V212H163ZM171 213H173V211L171 212ZM200 213H201V211H200ZM214 213V212H213ZM164 215V214H163ZM152 217V216H151ZM158 217V216H157ZM222 217V219H223V221H226L227 220V218H228V215L227 214H223V216H221ZM145 218V217H144ZM114 219V218H113ZM154 219V218H153ZM255 221H257V222H255L256 223V225H258L259 224V227L261 228L263 225H264V213H260V214H258L256 217H255ZM162 220H163V218H162ZM162 220L161 219H159V218H155L152 222H146V223H142V225H140L139 227H137V226H135V222H134V224L132 223V222H129V224H126V225H124V226H122L119 230H118V233L117 234H114V235H112V234H108L107 232H103V231H101V230H99V228H97V226H98V223L99 222H97L96 220H94L93 222H92V224H93V226H95L94 228H92V230L94 231V234L97 236V237H99V238H103L104 240H106L107 242H110V241H112V240H114V241H120L122 244H123V247H122V249H124V248H126V247H130L132 244H134V243H131L130 242V238H129V235L130 234H132L134 231H135V229H136V227L137 228H141V230L143 231V232H145V231H147V230H149V229H152V228H154V227H156L159 223H161L162 222ZM105 222V221H104ZM107 225V224H106ZM117 226V225H116ZM119 226V225H118ZM232 226H233V224H232ZM248 226V224L246 225V227ZM237 227V226H236ZM255 227H257V228H259L258 226H255ZM105 229V228H104ZM234 229H236V228H234ZM139 230V229H138ZM137 231V230H136ZM243 231H244V233H243V235H246V237L247 236H251V239H252V236H254L255 235V233H254V231H255V229L254 230H252L251 229V227H248V228H243ZM258 231V230H257ZM264 231V230H263ZM146 233V232H145ZM264 234V233H263ZM133 235V234H132ZM262 235V234H261ZM257 236L255 235L254 237H253V240L254 239H260L259 237H257ZM262 237V236H261ZM58 238L59 239H63L64 238V235L62 234V233H60L59 234V236H58ZM147 238V236L145 237V239ZM247 238H249V237H247ZM264 238V237H263ZM262 238V239H263ZM251 239H249L250 241H251ZM257 239V240H258ZM0 240H1V236H0ZM9 240V239H8ZM7 239L5 240L6 241V243H9V241H8ZM248 240V239H247ZM4 241V240H3ZM63 241V240H62ZM60 242V240H59V242L57 243V244H55L54 242L53 243H48V242H46V241H44V238H38V239H34V237H30V243H33V244H36L37 245V247H51V248H55V249H60L61 250V247H64V245H63V242ZM255 241V240H254ZM253 241V242H254ZM263 241V240H262ZM261 241V242H262ZM257 242V241H256ZM261 242H260V244H261ZM118 243V242H117ZM259 244V243H258ZM258 244H257V247H258ZM263 244H264V242H263ZM262 244V245H263ZM10 245V244H9ZM251 245H253V244H251ZM261 245V246H262ZM7 245H5V243L3 244V247H6ZM135 247V246H134ZM260 247V246H259ZM258 247V248H259ZM258 250V249H257ZM53 251H54V249H53ZM84 251H86V250H84ZM90 251V250H89ZM58 252V251H57ZM60 252V251H59ZM58 252V253H59ZM88 252V251H87ZM140 252L141 253H143V250H140ZM52 253V252H51ZM61 253V252H60ZM83 253V252H82ZM76 254V253H75ZM79 254V253H78ZM2 255V254H1ZM56 255H57V253H56ZM51 256V255H50ZM1 257V256H0ZM31 257H33V256H31ZM55 257V256H54ZM130 255H128L127 254V257H122V259H124V260H129L130 262H131V260H130ZM52 257H50V260H52L51 259ZM33 260V259H32ZM85 259H84V254H79V255H77V256H74V254H73V256H72V258H71V262H70V264H81V262H83ZM44 264V263H43ZM95 264H99V263H95Z\"/></svg>",
	"mask_w": 264,
	"mask_h": 264
}]
</instances>
